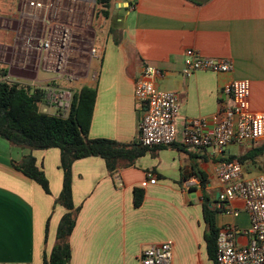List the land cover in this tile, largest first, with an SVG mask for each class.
Wrapping results in <instances>:
<instances>
[{
    "label": "crops",
    "instance_id": "0c3cea01",
    "mask_svg": "<svg viewBox=\"0 0 264 264\" xmlns=\"http://www.w3.org/2000/svg\"><path fill=\"white\" fill-rule=\"evenodd\" d=\"M9 2L17 13L4 15L5 0H0V28L12 36L10 43H0V70H7L9 82L52 87L72 97L83 86L96 89L91 138L140 142L139 123L146 107L136 100L135 87L147 66L164 72L155 78L157 87L175 91L179 98L172 144L148 147L134 163L123 161L113 171L99 156L74 162L76 223L68 240L70 264H141L146 247L164 242L173 247L174 264H215L206 240L205 196L217 211L219 232L235 225L238 244H248L250 216L242 202L231 204L238 216L218 207L222 186L216 167L244 157L246 178L264 174L258 167L264 166V137L234 141L220 153L186 145L183 137L190 120L206 119L210 128L218 113L233 105L222 91L235 80L249 81L250 109L264 113V0H137L134 10L127 0H112V27L101 34L96 29L92 36L87 29L95 0ZM58 24L69 25L73 34L62 59L48 56L42 46ZM188 49L203 57L231 59L234 68L185 76ZM41 110L56 114L45 101ZM28 155L44 171L50 192L14 167ZM191 178L199 180L193 187L187 185ZM63 185L59 148L20 147L0 136V264H51L58 226L68 211L57 202ZM136 189L144 191L139 206Z\"/></svg>",
    "mask_w": 264,
    "mask_h": 264
},
{
    "label": "built area",
    "instance_id": "2783aa9c",
    "mask_svg": "<svg viewBox=\"0 0 264 264\" xmlns=\"http://www.w3.org/2000/svg\"><path fill=\"white\" fill-rule=\"evenodd\" d=\"M127 2L130 10L136 8L137 0ZM41 4L38 2L36 5ZM72 39L69 25H53L42 46L48 51V56L62 59ZM233 68L231 59L203 57L196 50L188 49L182 72L185 76H191L200 70L225 73ZM164 75L158 68L147 66L136 83L135 98L146 107L139 123V141L146 147L170 145L177 138L178 95L175 91L159 89L155 82L156 77ZM45 91V104L48 107L57 110L59 107L70 106V92L52 87L45 88ZM222 93L232 98L233 105L222 109L210 128L206 119L190 120L184 130V144L211 147L220 153L234 141L245 143L264 137V113H254L250 109L249 81L235 80L226 85ZM216 174L222 186L218 207L227 214L238 216L239 210L231 204L235 200L242 202L250 216V241L245 246L239 245L237 227L227 225L217 237L215 264H264V174L246 178L243 166L237 159L218 164ZM150 177V182L155 183L156 177L152 174ZM198 182V179L191 178L187 180V185L193 187ZM141 264H174L172 245L164 242L146 247L142 252Z\"/></svg>",
    "mask_w": 264,
    "mask_h": 264
},
{
    "label": "trees",
    "instance_id": "16d2710c",
    "mask_svg": "<svg viewBox=\"0 0 264 264\" xmlns=\"http://www.w3.org/2000/svg\"><path fill=\"white\" fill-rule=\"evenodd\" d=\"M105 18L110 17L112 0H96ZM205 2L208 0H195ZM7 70H0V136L11 144L28 148L57 147L61 151V167L64 171L63 190L57 202L67 208L57 231V243L51 255V264H70L69 237L76 223L73 204L72 167L76 160L99 156L105 159L109 170H116L123 161L134 163L148 148L139 143H123L110 138H91L89 131L96 100V89L83 86L73 94L69 114L65 117L41 110L45 101L44 88H32L6 79ZM244 157L239 161L244 163ZM230 161V159H229ZM14 167L33 178L50 192L49 181L32 155L25 156ZM143 189L135 190V205H141ZM205 196L204 211L208 224L206 240L210 257L215 260L219 229L215 222L216 210L210 207ZM49 263V262H48ZM47 263V264H48Z\"/></svg>",
    "mask_w": 264,
    "mask_h": 264
},
{
    "label": "rangeland",
    "instance_id": "374dc122",
    "mask_svg": "<svg viewBox=\"0 0 264 264\" xmlns=\"http://www.w3.org/2000/svg\"><path fill=\"white\" fill-rule=\"evenodd\" d=\"M3 9L4 10H2V11H3L4 15H8L11 13L12 14L17 13V8H14L13 4L11 2H9V0H5ZM89 22L90 23H89L88 29H87V34L89 36H92L95 33L96 29H97L98 34H101L100 32L102 29H106V31H107L109 25L111 27L113 25V20L110 18H105L104 15L98 9L97 5L92 9L91 13L89 14ZM109 22H110V24H109ZM118 30L116 28V32ZM99 40H100V38L98 36V41ZM11 41H12V36L9 34V32L0 28V43H10ZM70 108H71V104L69 107H59L56 110V113L66 117L69 114ZM250 167L251 166H247V170L250 169ZM258 167H260V169L262 171L261 173H264V166H258Z\"/></svg>",
    "mask_w": 264,
    "mask_h": 264
},
{
    "label": "water",
    "instance_id": "95a60500",
    "mask_svg": "<svg viewBox=\"0 0 264 264\" xmlns=\"http://www.w3.org/2000/svg\"><path fill=\"white\" fill-rule=\"evenodd\" d=\"M96 4H97V1L95 0Z\"/></svg>",
    "mask_w": 264,
    "mask_h": 264
}]
</instances>
